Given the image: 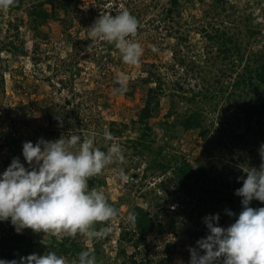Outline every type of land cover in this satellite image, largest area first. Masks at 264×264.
I'll use <instances>...</instances> for the list:
<instances>
[{
    "label": "rangeland",
    "instance_id": "374dc122",
    "mask_svg": "<svg viewBox=\"0 0 264 264\" xmlns=\"http://www.w3.org/2000/svg\"><path fill=\"white\" fill-rule=\"evenodd\" d=\"M51 1L46 4L49 10L53 8L52 3L57 2ZM211 1L180 0L182 16L177 17L181 25L179 34L175 30L170 32L172 23L177 25L167 16L170 0H80L78 7L71 9L69 13L63 8H57L56 16L49 18L39 27L41 32L38 35L30 28L28 10L32 4L31 0H24L21 8L11 5L7 9H0V43L3 45L0 50V173L10 165L14 157H19L27 167L22 155L23 143H35L40 138L44 139L45 134L49 135L48 129L57 128L59 115L68 111L72 124L71 135L77 134L82 138L93 136L94 143L99 137L100 143L105 145L117 142L125 157L122 163L116 161L106 166L102 173L89 178V187L103 191L110 204L116 201L121 193H125L128 199L148 206L150 200L142 194L146 189H155L158 186V178H149L147 186L143 189L138 188L136 181L130 180L132 172L140 171L132 166L131 159L138 161V158L131 156L133 143L130 139L138 136V125L133 124L132 119H136L148 92L138 78L146 76L150 70H156L154 65H157L167 81V93L161 98L160 110L151 119L154 127L151 136L157 138L155 152L163 143L167 145L164 154L186 155L187 165L191 166L188 173L190 176L192 172L200 171L208 165L209 153L197 129L180 130L178 139L164 142L162 124L167 118L174 119L168 116L167 112L171 105L170 87L175 79L183 76L181 83L188 95H191L193 87L189 83L193 84L198 80L195 75L190 74L191 72L184 73L182 65L178 63L185 54L188 62L190 57L203 61L205 36L201 28L205 23L204 19L208 17ZM230 2L235 6L224 12L230 16L225 18L227 22L230 23L233 18L238 19L240 14L245 12L250 13L254 23L261 29L254 44L264 48V0ZM123 10H128L139 21L137 34L135 37H129L139 42L144 49L140 62L136 65L123 61L122 53L114 42L93 38L90 34V27L101 15H116ZM185 37L188 39L184 40ZM13 39L18 45L25 47L24 52L10 50V41ZM121 75L126 77V90L123 91L128 94L117 91L120 88L118 77ZM184 105L187 106L186 103ZM73 106L76 108L75 113L72 111ZM211 115L217 119L218 129L227 128L224 144H215L213 163L230 170L234 167L236 171L259 168L264 163L260 155L263 144H255L250 140L261 138L264 127L255 130L243 124L238 125L233 111H228L221 118H217L218 111L212 112ZM112 121L126 123L128 127L113 126ZM112 127H124V131L118 134L121 136H118ZM109 131L113 134L112 141L107 140L104 135ZM168 143H172L177 152L173 148L170 149ZM121 168L124 169V176L119 174ZM203 183L206 184V180ZM157 192L152 195L167 197L164 190ZM174 206L183 207L177 203ZM184 207L191 208L189 202L184 204ZM117 210L118 215L110 220L109 234L103 238L93 239L80 233L72 235L80 241V247L94 252L98 264H121L123 257L130 251V246L120 239V221L122 224L129 221V207L124 204ZM217 213L220 215L221 226L226 209L205 212L201 216L198 227L206 231L205 235H208L209 230L204 218ZM175 216L172 213L169 218L166 217V221ZM182 217L185 223L179 226L177 234H150L149 248L157 258H165L171 255L170 250H176L172 264H189V249L197 247V241L187 232L194 226L195 217L191 221H188L186 215ZM94 227L97 230L103 229L105 223L97 222ZM20 233H26L35 240L55 244L62 243L70 236L63 233L51 235L43 231L34 232L30 228H25ZM97 243H101L99 247H96ZM122 250H126V254ZM201 253L203 250H200ZM64 257L70 262L78 259L77 256Z\"/></svg>",
    "mask_w": 264,
    "mask_h": 264
},
{
    "label": "trees",
    "instance_id": "16d2710c",
    "mask_svg": "<svg viewBox=\"0 0 264 264\" xmlns=\"http://www.w3.org/2000/svg\"><path fill=\"white\" fill-rule=\"evenodd\" d=\"M50 2L52 1L31 0L32 4L28 10L30 28L37 35L41 32L39 27L45 24L49 18L56 16L57 8H63L69 13L71 9L78 7L80 0H57L55 4L52 3V10L46 7V4ZM23 3L24 0H14L12 5L21 8ZM233 6L235 5L230 0L211 1L208 7V17L204 19L205 23L201 28L205 36L203 61L189 56L190 61L188 62L185 54L178 63L182 65L184 73L191 72L190 74L195 75L198 80L193 84L189 83L193 87L191 95H188V91L184 90L181 83L183 76L175 79L172 83L173 86L170 87L172 90L169 93L171 105L167 112L168 116L174 119L167 118L162 124L164 142L178 139L180 130H198L210 157L208 165L202 167L200 171H194L191 176L188 175L191 166L187 165L186 155L164 154L167 145L165 146L163 143L155 152L154 145L157 138L151 136L154 130L151 119L160 110L161 98L167 93V81L157 65H154L156 70H150L146 76L138 78V81L147 88L148 92L136 119H132V123L138 125V136L130 139L133 143L131 156L138 158V161L134 158L131 161L132 166L140 171L132 172L129 178L138 183L139 189L147 186L149 178H158L156 181L158 186L155 189H146L142 194L144 198L150 200L148 206H144L134 199H128L125 193H121L118 199L112 203L116 209L126 204L129 207V213L136 214L135 223L128 221L122 224L120 221V239L130 246V251L123 257L121 264H172L176 250H170L171 255L165 258H157L149 248L150 234H177L179 226L185 223L182 216L186 215L188 221L195 217L194 226L187 232L198 241L207 236L205 235L206 231L198 227L203 213L226 209L221 226H227L238 218L243 209L242 197L236 194V190L242 186V178H246L247 173L243 169L236 171L233 167V170H230L220 167L221 165L218 163H213L215 144H224L227 128L218 129L217 119L211 113L218 111L217 118H221L228 111H233L238 119V125L243 124V126L255 130L264 127V48L254 44L261 29L254 23L250 13L240 14L239 11L238 19L233 18V21L227 22L228 20L225 18L230 16L225 15L224 12ZM167 16L177 24L172 23L170 32L175 30L179 34L181 25L177 17L181 18L182 16L180 0H170ZM185 38L184 40L188 39ZM2 48L3 45L0 43V50ZM10 48L13 52H24L25 49L23 45L15 43L14 39L10 41ZM3 80L2 77L1 81ZM123 93L128 94L127 91H123ZM185 103L187 106L184 105ZM72 111L73 113L76 111L74 106ZM62 113L64 115H59L57 128L48 129L49 135L45 134V140H55L61 136L67 139L71 136L72 124L68 111ZM111 123L113 126L128 127L126 123L117 121ZM53 125L52 121L51 126ZM124 127L120 129H118L119 126L117 129L112 127V130L118 135L124 131ZM250 142L264 145V132H262L261 138L250 140ZM96 143H98L96 147L105 151L110 146V142L107 145L100 143L99 137L96 138ZM168 145L170 149L174 147L172 143H168ZM174 151L177 152V149ZM204 180H206V184L203 183ZM160 189L166 192L167 197L152 195L153 192L158 193L157 190ZM187 202L191 208L184 207ZM175 203L181 204L183 207H175ZM250 206L264 207V202L254 199ZM229 211L236 215L230 216ZM172 213L176 216L166 221V217L169 218ZM104 223L105 228L110 230V221ZM77 240L70 235L62 243H46L35 240L26 233H17L10 220L0 221V259L19 260L20 257H26L33 253L43 255L47 251H55L58 255L63 256L78 257L79 252L86 248L80 247L81 243ZM100 244L97 243L96 247H99ZM122 252L126 254V250H122Z\"/></svg>",
    "mask_w": 264,
    "mask_h": 264
},
{
    "label": "clouds",
    "instance_id": "9594fccd",
    "mask_svg": "<svg viewBox=\"0 0 264 264\" xmlns=\"http://www.w3.org/2000/svg\"><path fill=\"white\" fill-rule=\"evenodd\" d=\"M14 0H0V9H7ZM139 21L128 10L116 15H101L90 27L93 38L114 42L122 53L124 62L136 65L144 53L135 37ZM120 88L126 90V77H118ZM107 140L113 134L105 132ZM22 155L27 162L14 157L10 165L0 173V221H9L15 231L25 228L46 234H86L93 239L103 238L108 228L97 230V222L110 221L118 210L108 202L103 191L89 187L92 178L106 166L124 161L122 149L113 142L107 151L96 147L94 137L82 138L72 134L55 140L40 138L37 142L26 141ZM264 161V145L260 150ZM243 184L236 190L242 197L243 209L231 225H219L220 215L204 218L208 235L190 248L189 264H264V207L250 206L255 199L264 202V163L259 168H247ZM124 176V169H120ZM230 216L236 215L229 211ZM129 222L135 223L136 214H128ZM203 250L204 254H200ZM0 264H98L91 249L79 252L71 262L55 251L43 255L30 254L19 260L0 259Z\"/></svg>",
    "mask_w": 264,
    "mask_h": 264
}]
</instances>
